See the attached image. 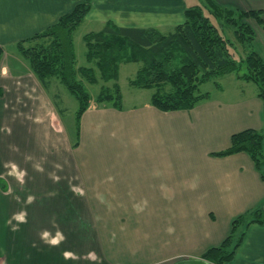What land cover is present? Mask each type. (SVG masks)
<instances>
[{
    "label": "crops",
    "instance_id": "crops-1",
    "mask_svg": "<svg viewBox=\"0 0 264 264\" xmlns=\"http://www.w3.org/2000/svg\"><path fill=\"white\" fill-rule=\"evenodd\" d=\"M214 1L262 11L264 19V0ZM199 4L94 0L83 24L112 22L168 34ZM75 6L73 0H0V48L43 33ZM254 50L259 54L255 42ZM11 58L14 63L4 60L0 68V142L8 136L13 143L9 157L0 155V205L8 207L0 217V264H208L202 256L224 242L234 220L264 209V179L249 155H216L235 134L264 133V106L252 84L224 76L216 95L189 112L165 113L151 102L122 110L93 106L74 149L56 108L54 117L41 114L42 86L26 61ZM101 132L105 149L81 150ZM80 150L84 167L78 171L67 153ZM102 208L111 210L104 214ZM20 213L24 222L15 219ZM57 233L63 239L50 243ZM228 264H264V224L245 231Z\"/></svg>",
    "mask_w": 264,
    "mask_h": 264
},
{
    "label": "trees",
    "instance_id": "trees-1",
    "mask_svg": "<svg viewBox=\"0 0 264 264\" xmlns=\"http://www.w3.org/2000/svg\"><path fill=\"white\" fill-rule=\"evenodd\" d=\"M82 1L55 25L17 46L45 89L57 79L76 99L74 149L80 143L81 120L90 107L86 89L76 76L78 73L87 80L93 79L89 76L90 69L75 70L73 34L84 22L93 2ZM250 21L264 29L262 11L245 12L223 7L214 0H200L199 5L186 10L185 22L168 34L158 29L121 28L112 22L106 23L100 32L85 36L86 58L95 63L100 75L107 80L118 76L120 63H141L132 84L153 91L151 105L165 113L193 110L210 96L201 93V86L228 75L254 85L264 106V60L255 51L245 58H237L234 44L223 33L224 27H232L240 45L253 44L256 34ZM3 57L4 50L0 48V68ZM122 100L117 88L115 96L104 93L97 104L109 103L114 109L122 110ZM239 153L249 155L264 179V133L249 129L235 134L229 148L216 155L227 157ZM259 224H264L263 208L238 217L229 236L219 247L208 250L202 256L203 261L230 263L243 242L245 231Z\"/></svg>",
    "mask_w": 264,
    "mask_h": 264
},
{
    "label": "rangeland",
    "instance_id": "rangeland-1",
    "mask_svg": "<svg viewBox=\"0 0 264 264\" xmlns=\"http://www.w3.org/2000/svg\"><path fill=\"white\" fill-rule=\"evenodd\" d=\"M73 1L76 2V6H77L82 0H73ZM92 5H93V2H92ZM92 5H91V9H92ZM87 17L85 18V20L87 19ZM251 25L258 32V37L255 38L254 42H255V46L257 50L259 51V54L254 50V42L253 44L246 43L244 45H240V43L237 42V38L235 37L234 28L229 27V26L224 27V30H223L224 36L234 44L235 46L234 50L238 54L237 58L239 57L245 58L247 54H249L252 51H255L264 60V31H263L264 29L260 25L255 23L254 21L251 22ZM104 26L100 25V23H93V24L84 23L79 28H77L73 34L74 53L76 57L75 70L86 68L92 71V73H89V76H91L93 79L87 80L86 76L83 77L81 74H78V73L76 76V80L78 82H81V84L86 89L87 95L89 96V105H90L89 109L93 106H95L96 108L112 107L109 103L97 104V100L100 98V96H103L104 93H108L109 95L112 94V96H115L117 88L119 89V92L122 95V99H123L122 102L124 105L123 108L126 107L130 109L129 107H135V106L141 107L142 105L146 103H150L153 91L139 89V88L134 87L132 84V82L135 80L136 75L138 74L142 66L141 63H135V62L134 63H120L119 69H118V76L116 78L107 80L100 75V72L98 68L96 67L95 63L89 62L87 60L86 45L84 42V38L86 35H89L91 33L100 32L104 28ZM3 50H4L3 61L8 60V63H10V61H12L11 64L14 63L13 59L11 58L13 57V55L15 56L17 55L18 57H21V59H23L18 47L13 48V49L4 48ZM8 55L10 59H7ZM221 78H224V77H221ZM221 78L217 79L216 81L213 80L209 83L202 85L200 88L201 93H204V94L209 93V95H212V96L216 95L217 93L216 87L220 88L221 87L220 84L225 83L224 81L221 80ZM93 80L95 82L91 83L90 81H93ZM30 91L33 95L37 96L36 95L37 92L33 88ZM40 97H41L40 102L42 103L40 106L41 114L43 113L44 116L47 118L54 117L52 112H55L54 109L56 108L55 116L57 117V122H59V119H61L60 120L61 122L59 123H63L65 127L68 129L71 135V141L74 145V143L76 142L75 141L76 111L78 110V103L76 99L72 96V94H70V92L66 89V87L63 84H61L57 79H53L50 82L48 89H45L42 86ZM48 103L50 104V106L47 105ZM24 110L26 111L25 116H28V118L31 117L27 115V114H30L28 107L24 108ZM129 116L130 115H126V117H129ZM96 135L97 137L94 138L95 143L91 145L90 147L87 144H85L83 148L81 149L82 151L105 149L104 144H106L108 141L105 140L103 132H101L100 135L98 133ZM79 140L81 141L80 138ZM10 141H11V138L6 136L4 140L0 142V155L2 156V158L9 157L12 154L11 147L13 143H11ZM107 149H113V148L111 145H109ZM81 150L78 152V154L74 151V155L67 153V159H68L69 165H72L74 169L77 168L78 171L80 170V168L78 167L80 166L82 167V164H80ZM7 177H5V179L7 178V179H12L15 182L17 181L15 176H7ZM3 185H4V179L1 178L0 186H3ZM20 195L22 197V194ZM109 210H111V208H102V211L104 214H106ZM4 211H8V207L6 208L5 206L0 205V217L1 215L5 214ZM1 230H2V227L0 223V233H1ZM198 262L199 261L197 260L195 261L192 260L190 262L182 261V262L174 263V264H198Z\"/></svg>",
    "mask_w": 264,
    "mask_h": 264
},
{
    "label": "clouds",
    "instance_id": "clouds-1",
    "mask_svg": "<svg viewBox=\"0 0 264 264\" xmlns=\"http://www.w3.org/2000/svg\"><path fill=\"white\" fill-rule=\"evenodd\" d=\"M13 167H14V173H15V166H13ZM19 175L22 176L23 174L21 173V174H19ZM15 219H16L17 221L24 222V220H25V214H24V213L17 214V215L15 216ZM48 235H49V234H48L47 232H44V233L42 234V237H43V238H47ZM62 239H63L62 234L57 233V238L51 240L50 243H59L60 240H62ZM65 256H66V257H70V256H72V253H70V252H66V253H65Z\"/></svg>",
    "mask_w": 264,
    "mask_h": 264
}]
</instances>
